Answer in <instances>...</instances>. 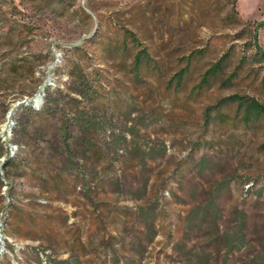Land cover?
<instances>
[{
	"label": "rangeland",
	"instance_id": "obj_1",
	"mask_svg": "<svg viewBox=\"0 0 264 264\" xmlns=\"http://www.w3.org/2000/svg\"><path fill=\"white\" fill-rule=\"evenodd\" d=\"M236 5L0 0V264H184L212 194L264 226V118L232 98L264 103V0Z\"/></svg>",
	"mask_w": 264,
	"mask_h": 264
},
{
	"label": "trees",
	"instance_id": "obj_2",
	"mask_svg": "<svg viewBox=\"0 0 264 264\" xmlns=\"http://www.w3.org/2000/svg\"><path fill=\"white\" fill-rule=\"evenodd\" d=\"M233 7L230 11L232 18H236L238 22L239 13L237 10V0H232ZM128 38V36H126ZM126 40V39H125ZM132 41L138 45V39L132 36ZM137 42V43H136ZM115 46H120L117 40ZM256 47V46H255ZM257 54L264 61V50L257 47ZM150 53L145 49H141L134 58V63L137 69H140L144 64L149 63ZM221 65L218 64L206 72L203 82H206L211 76H216L221 70ZM180 76V75H179ZM82 73H77V79L82 80ZM180 77L178 81H182ZM49 101V95L46 97ZM233 100L238 102L239 108L242 110V121L246 125H250L264 118V103L259 102L254 98L245 99L243 96L234 95ZM78 127L81 132L86 134L90 130L91 121L86 117H78ZM85 135V136H86ZM87 137L81 139L80 144L86 145ZM264 148V145L262 146ZM6 151V145L0 137V155ZM10 160L8 159V162ZM146 182L141 191L146 190ZM217 197L212 194L206 202L194 209L188 222L189 229H196L205 232L207 242L202 250L191 249L183 251L184 247L178 248L179 254L187 256L184 259V264H264V226L261 228L256 220L255 214L249 213L244 209H237L225 229L221 228V208L217 204Z\"/></svg>",
	"mask_w": 264,
	"mask_h": 264
},
{
	"label": "bare ground",
	"instance_id": "obj_3",
	"mask_svg": "<svg viewBox=\"0 0 264 264\" xmlns=\"http://www.w3.org/2000/svg\"><path fill=\"white\" fill-rule=\"evenodd\" d=\"M8 126H9V125L4 124V127H3V128L8 130ZM0 247H1V245H0ZM6 252H7V249H6L5 247L0 248V258H1L2 255L5 254Z\"/></svg>",
	"mask_w": 264,
	"mask_h": 264
},
{
	"label": "water",
	"instance_id": "obj_4",
	"mask_svg": "<svg viewBox=\"0 0 264 264\" xmlns=\"http://www.w3.org/2000/svg\"><path fill=\"white\" fill-rule=\"evenodd\" d=\"M2 247H4V244H1Z\"/></svg>",
	"mask_w": 264,
	"mask_h": 264
}]
</instances>
